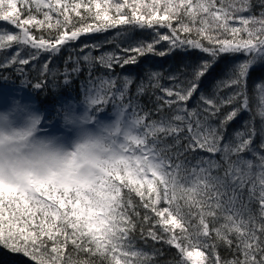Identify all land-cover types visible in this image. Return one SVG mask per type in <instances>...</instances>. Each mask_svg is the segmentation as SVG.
<instances>
[{"label": "snow or ice", "instance_id": "1", "mask_svg": "<svg viewBox=\"0 0 264 264\" xmlns=\"http://www.w3.org/2000/svg\"><path fill=\"white\" fill-rule=\"evenodd\" d=\"M256 5L258 15L252 11ZM256 5L252 0H0V22L18 30L0 31V53L16 47L0 69L13 67L22 85L42 90L49 76H62L67 86L86 68L80 84L84 109L98 117L111 103L128 134L120 154L93 181L0 191V249L22 256L26 264H156V253L138 248L139 239L175 248L174 264H264V0ZM32 28L50 30L49 35L37 37ZM112 29L120 30L117 36L151 30L152 38L126 47L115 38L74 47L81 37ZM114 43L118 51H100ZM65 49L63 72L50 69ZM178 52L199 53L201 59L190 71L167 77L150 71L148 85L141 80L135 94L133 77L93 75L97 66L111 74L148 55ZM42 54L48 60L31 83L25 66ZM221 60L227 61L223 76L203 90L204 78ZM258 70L262 75L250 92ZM164 78L170 85L161 83ZM149 88L155 96L152 111L136 99ZM254 101L259 127L251 115ZM165 109L170 116L152 118L153 111ZM246 112L249 119L229 135ZM221 247L231 259L220 255Z\"/></svg>", "mask_w": 264, "mask_h": 264}, {"label": "clouds", "instance_id": "2", "mask_svg": "<svg viewBox=\"0 0 264 264\" xmlns=\"http://www.w3.org/2000/svg\"><path fill=\"white\" fill-rule=\"evenodd\" d=\"M101 121L90 110L61 112L60 131L34 104L11 98L0 106V191L93 181L120 154L128 134L112 113Z\"/></svg>", "mask_w": 264, "mask_h": 264}, {"label": "trees", "instance_id": "3", "mask_svg": "<svg viewBox=\"0 0 264 264\" xmlns=\"http://www.w3.org/2000/svg\"><path fill=\"white\" fill-rule=\"evenodd\" d=\"M147 2V0H146ZM253 4L256 5V0H252ZM81 11H83L81 9ZM253 13L257 14L259 13V7L256 5L253 7ZM242 15L248 16L249 13L245 12ZM38 19H42L43 17L38 15ZM75 19V17H74ZM2 30H8L11 32H17L18 30L12 27L11 25H8L6 22H0V31ZM32 33L36 35L37 37L43 35L45 38L48 37L49 31L47 29H40L37 31L35 28L31 29ZM120 31L119 29H112L109 30L106 33L103 34H94L91 36H84L81 37V40L77 42L74 47H79L81 43H93L96 41H103L106 38H115L116 42L119 43L122 47L128 46L130 43H135L139 40L148 41L152 38L151 30H140L135 29L130 32H128L125 36H117V32ZM161 32L167 31L166 29H160ZM54 35V33H53ZM195 35L194 33L192 34ZM159 47L163 48L164 45H159ZM118 51L116 49V44H106L103 48L100 49L101 52L106 51ZM16 51V47L14 46L13 49L8 51L7 53H0V61H2L5 57V55L10 56L12 53ZM28 49H24L22 51V55L26 54ZM68 50H62V52L55 57L50 65V69H57L59 72H63L64 68V61L65 58L68 56ZM99 52L94 51L93 55H99ZM201 59V55L199 53H174L170 56H165L163 58L157 57L154 55H148L145 57H142L137 65H130L126 66L124 69H120L119 67L116 68L115 73H108L104 69L97 66L94 71L93 75H119L121 78L125 75H128L130 77L134 78L135 83L132 85V94H135V88L136 85L140 83L141 80L144 81L145 85H148V73L150 71L156 70L161 71L164 73V76L167 77L169 73H175L179 72L181 69H184L185 71H190L191 68ZM48 60L47 54H42L39 58V60L34 61L32 64L25 66L27 71V80H29L31 83H35L37 80L40 79L39 76V69L40 66L44 62ZM33 64L35 65V69H33ZM82 68L84 67L83 62L81 63ZM227 66L226 60H221L212 70L211 72L204 78L202 83V89L205 91H210L211 87L213 86L214 82L218 79H220L225 71V68ZM69 68L72 67L71 64L68 65ZM87 69L85 68L84 71H82L78 78L74 77L72 80V83L70 85H63L60 81H62V76H57L55 80L51 76L48 78V86L45 89L42 90H36L31 85H22L21 80L22 77L16 73L13 67H9L7 69H0V95H3L8 101H10L11 98L15 97L18 99H22L26 102H31L34 104L37 108V110L44 115L45 123L48 124L51 128H57L59 127V119L61 113L57 112V109L62 108L64 106H71L74 104V110L76 111L82 104L83 95L81 92L80 84L81 81L85 79V72ZM262 73L258 70L253 73L252 78L249 81V90L251 92L252 86L255 81H257L261 77ZM7 76L8 80L5 81L2 79V77ZM161 83L165 86L170 85V81L166 78L161 80ZM156 94H159L157 91ZM136 99L138 102L143 106L145 110H154L155 108V96L152 94L151 88L148 89V91L143 96H137ZM194 106V101L190 102L189 107ZM113 110V105L110 103L107 106V110L100 113L102 115L108 114ZM142 114V113H141ZM161 115L170 116L171 113L169 110L165 109L163 113H156L152 112V118L153 119H159ZM251 115L255 117V124L257 127H259L260 121L258 116H256V102H253L252 105V112ZM250 114L248 112L244 113L228 130L229 135L232 134L233 130L239 129L241 127V124L243 121H246L249 119ZM61 130V129H60ZM260 141V137H256V143L258 144ZM168 143H171V139L167 141ZM200 156L207 155L206 153H198ZM247 158L254 159L251 157L250 154H245ZM191 160V157L188 158ZM219 159V157H217ZM194 163V160L191 161ZM138 200V198H136ZM245 202H247V191L245 190L244 195ZM163 206V205H161ZM252 210L255 212L257 210V205L252 204L251 205ZM140 211L143 213V209H140ZM137 247L142 249L143 251L147 253H153L155 252L156 255L154 257L156 264H174L175 259H177V250L175 248H171L169 246L163 245V244H155L153 245L152 241H148L147 244H144L143 241L137 239ZM69 249H71V246L69 245ZM220 255L223 258L231 259L232 253L229 252L224 247H221L219 249ZM82 257L84 256L83 253L80 254ZM0 264H26L25 259L18 255L8 252L7 250L0 249Z\"/></svg>", "mask_w": 264, "mask_h": 264}, {"label": "rangeland", "instance_id": "4", "mask_svg": "<svg viewBox=\"0 0 264 264\" xmlns=\"http://www.w3.org/2000/svg\"><path fill=\"white\" fill-rule=\"evenodd\" d=\"M8 103H9V101L4 99L3 97H0V106L6 107L8 105ZM71 106H75V105L72 104ZM83 110H84V107L82 105L81 108L78 109V112H81ZM113 118L114 117H113L112 113H110L108 116L98 117V119L101 121H108V120H112Z\"/></svg>", "mask_w": 264, "mask_h": 264}]
</instances>
